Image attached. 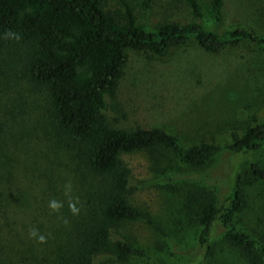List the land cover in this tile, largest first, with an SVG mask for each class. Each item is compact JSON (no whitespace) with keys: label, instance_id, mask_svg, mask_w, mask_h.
<instances>
[{"label":"rangeland","instance_id":"obj_1","mask_svg":"<svg viewBox=\"0 0 264 264\" xmlns=\"http://www.w3.org/2000/svg\"><path fill=\"white\" fill-rule=\"evenodd\" d=\"M107 1V8L122 7L121 0ZM127 1L140 23L154 26L163 20H194L175 0H153L149 8L143 0ZM199 1L203 17L195 20L207 27L223 30L241 25L264 34V0H224L220 21L211 0ZM4 80L1 73L3 100L17 99L26 109V117L43 116L46 99L41 91L17 75ZM106 113L116 126L161 127L188 145L229 143L234 134L242 135L249 125L264 121V52L254 44L242 43L211 53L194 41L164 58L130 50L117 95L107 97ZM10 147L0 166L4 173L0 227L6 234L5 244L9 243L14 253L39 251L49 244L50 233L61 228L70 205L76 207L80 200L71 150L44 136L41 128ZM121 158L132 170L129 201L152 223L126 222L117 236L127 237L147 256L119 261L104 255L97 259L98 264H251L241 248L225 239L219 218L209 241L200 243L202 226L196 196L211 195L219 207L226 205L235 175L240 172L245 204L234 223L264 239V180L250 170L253 159L264 166V147L251 153L226 151L203 168L188 166L167 152L159 161L145 150L123 153ZM66 185H71L70 190ZM51 200L61 207L50 209ZM33 229L45 242L29 237Z\"/></svg>","mask_w":264,"mask_h":264},{"label":"trees","instance_id":"obj_2","mask_svg":"<svg viewBox=\"0 0 264 264\" xmlns=\"http://www.w3.org/2000/svg\"><path fill=\"white\" fill-rule=\"evenodd\" d=\"M175 1L194 20H163L154 26L140 23L127 0L115 8H107V0H0V72L4 81L20 76L46 99L43 116L33 118L26 117V109L17 99L3 100L0 95V166L14 141L41 128L44 136L71 150L80 183L78 212L67 211L61 228L50 233L43 249L14 253L5 244L6 234L0 227V264H98L97 259L104 255L119 261L146 257L144 249L117 236L126 222L152 223L129 201L132 170L121 158L123 153L145 150L159 161L167 152L188 166L203 168L226 151L251 153L264 147V121L249 125L242 135L234 134L226 144L202 141L188 145L161 127L123 128L110 120L107 97L117 95L130 50L164 58L194 41L211 53L242 43L254 44L264 52V34L241 25L209 28L195 20L203 17L199 0ZM152 2L143 0V5L149 8ZM211 7L220 21L224 0H211ZM250 170L264 180V166L258 160H251ZM3 179L0 171V181ZM196 199L200 243L209 241L219 218L225 239L241 248L251 264H264V239L234 223L245 204L240 172L226 205L219 207L211 195L197 194Z\"/></svg>","mask_w":264,"mask_h":264},{"label":"clouds","instance_id":"obj_3","mask_svg":"<svg viewBox=\"0 0 264 264\" xmlns=\"http://www.w3.org/2000/svg\"><path fill=\"white\" fill-rule=\"evenodd\" d=\"M8 35H11V34L9 33ZM70 188H71V185H66V190H70ZM48 206L53 211H55V210H57V209H59L61 207L60 203L57 202L56 200L49 201ZM70 208H71V211L73 212V214L78 212V209L75 206L70 205ZM29 237L30 238H35L37 240V242H39V243L45 242V237L43 235H39L35 229H33L29 233Z\"/></svg>","mask_w":264,"mask_h":264}]
</instances>
